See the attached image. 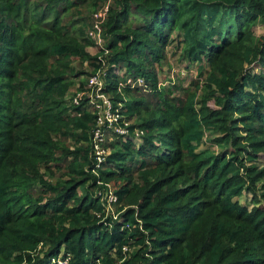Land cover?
Wrapping results in <instances>:
<instances>
[{
  "label": "trees",
  "instance_id": "1",
  "mask_svg": "<svg viewBox=\"0 0 264 264\" xmlns=\"http://www.w3.org/2000/svg\"><path fill=\"white\" fill-rule=\"evenodd\" d=\"M258 25L264 0H0V264H264ZM175 38L189 86L159 77Z\"/></svg>",
  "mask_w": 264,
  "mask_h": 264
},
{
  "label": "built area",
  "instance_id": "2",
  "mask_svg": "<svg viewBox=\"0 0 264 264\" xmlns=\"http://www.w3.org/2000/svg\"><path fill=\"white\" fill-rule=\"evenodd\" d=\"M110 5H111L110 1H107L93 15V28H92L91 36L93 37L95 42L101 47H103L105 43V40L104 42H102V38L104 39V37L102 36V24L107 18L108 12L110 10ZM117 72L123 75L126 72V70L118 69ZM102 76H103V71L98 70L95 74H93L90 77L89 83L87 85V88H89V90L86 91V94L90 97V103L93 104V108L100 115L98 125L102 126L106 123V121H108L110 126H114L111 124V122L116 119L115 118L116 115L112 114L111 112L112 102L109 96L103 92L104 80ZM126 83L131 84L134 87L136 85H142L144 83V80L142 78L133 80V78L129 76L127 78ZM80 95L81 94H79V96ZM104 101L108 104L104 105ZM76 102H78L77 99H76ZM103 109H104V112H103ZM116 131L124 135H126V133L128 132L126 129H122V128H116ZM126 138L127 136H124V139ZM93 142H94L96 154L98 156V160L103 161L104 155L107 154L108 151L103 148V143L105 142V133L102 131L101 128H98L95 130ZM103 201L105 205L107 206L108 210H115L114 204L117 203V196L114 194L113 187L111 184H108L107 188L105 189ZM57 261L62 264H67V261L62 260L60 256H59V259H57Z\"/></svg>",
  "mask_w": 264,
  "mask_h": 264
},
{
  "label": "rangeland",
  "instance_id": "3",
  "mask_svg": "<svg viewBox=\"0 0 264 264\" xmlns=\"http://www.w3.org/2000/svg\"><path fill=\"white\" fill-rule=\"evenodd\" d=\"M85 12H87L86 9ZM89 14L93 15V13H89ZM255 32L259 36L264 35V26L263 25L256 26ZM102 42H104L103 38H102ZM177 45H178V38H175V42L168 47L167 59L164 60L161 65L158 66L159 77L161 79V82H163L165 85H169V83L172 82V83H179L184 86H189L191 82L198 77L197 68L196 65L189 64L186 59L181 57L180 50H178L176 47ZM97 50L98 49L95 48L94 46L89 47V51L91 53H95ZM75 64L78 65L79 67H82L85 70H89V66L87 63H84V66H81L78 62H75ZM82 79H86V77H82ZM73 91L75 92L76 88H73ZM107 104L108 103L104 101V105ZM248 196L249 194L246 193L245 195L241 196L240 200L242 202H248V200L252 195H250L249 197Z\"/></svg>",
  "mask_w": 264,
  "mask_h": 264
}]
</instances>
